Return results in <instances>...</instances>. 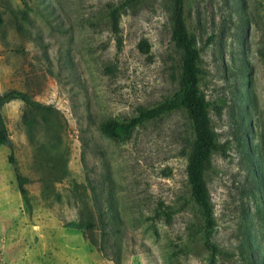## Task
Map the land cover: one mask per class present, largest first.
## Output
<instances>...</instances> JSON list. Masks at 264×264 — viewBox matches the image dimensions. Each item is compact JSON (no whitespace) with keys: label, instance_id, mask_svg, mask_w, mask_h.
Masks as SVG:
<instances>
[{"label":"rangeland","instance_id":"obj_1","mask_svg":"<svg viewBox=\"0 0 264 264\" xmlns=\"http://www.w3.org/2000/svg\"><path fill=\"white\" fill-rule=\"evenodd\" d=\"M120 1L0 0V112L9 138L0 145V264L208 261L186 182V113L147 121L123 140L97 129L177 86L169 0H138L120 16L116 54L104 26L81 25ZM183 16L219 145L204 170L215 264H248V255L264 264V0H183ZM16 173L27 178L29 208Z\"/></svg>","mask_w":264,"mask_h":264},{"label":"trees","instance_id":"obj_2","mask_svg":"<svg viewBox=\"0 0 264 264\" xmlns=\"http://www.w3.org/2000/svg\"><path fill=\"white\" fill-rule=\"evenodd\" d=\"M138 0H122L117 4L107 3L103 12L92 17L80 20L82 26L95 30L102 25L109 33L113 42L115 54L120 50L122 38L120 34V16L132 8ZM170 10V39L179 53V70L176 89L170 96L148 106H137L135 112L124 119L108 117L101 119L97 124L98 131L113 139L123 140L137 127L145 122L157 119L173 111L183 110L191 123L192 140L189 142V150L186 155V182L189 188V196L199 209L202 219L204 234V246L209 252L206 264H215L219 254L218 246L211 240L213 226L212 207L209 193L204 178L205 166L210 155L216 151L219 145L216 143L214 133L209 123L207 102L199 90L198 52L193 46V38L189 35L183 16V0H169ZM2 13L0 10V26ZM138 49L147 53L148 45L144 40L138 43ZM105 72H112V66L106 65ZM27 102L26 99H24ZM32 106H42L37 103L27 102ZM8 133L0 112V145L8 143ZM13 154L9 152L7 161L13 163ZM17 190L24 205L30 207V199L25 187L27 178L21 174H15ZM166 221L170 215L164 212ZM248 264H254L250 255L247 256Z\"/></svg>","mask_w":264,"mask_h":264}]
</instances>
